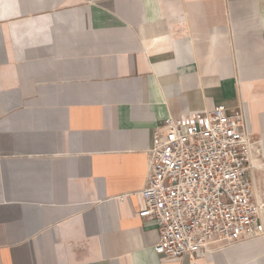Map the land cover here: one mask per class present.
Returning a JSON list of instances; mask_svg holds the SVG:
<instances>
[{"label":"crops","instance_id":"1","mask_svg":"<svg viewBox=\"0 0 264 264\" xmlns=\"http://www.w3.org/2000/svg\"><path fill=\"white\" fill-rule=\"evenodd\" d=\"M240 102L264 152V0H0V264H264L139 215L153 131Z\"/></svg>","mask_w":264,"mask_h":264},{"label":"built area","instance_id":"2","mask_svg":"<svg viewBox=\"0 0 264 264\" xmlns=\"http://www.w3.org/2000/svg\"><path fill=\"white\" fill-rule=\"evenodd\" d=\"M147 176L139 192L159 233L162 260L190 263L214 247L264 233L261 143L248 130L243 102L168 118L152 134Z\"/></svg>","mask_w":264,"mask_h":264},{"label":"rangeland","instance_id":"3","mask_svg":"<svg viewBox=\"0 0 264 264\" xmlns=\"http://www.w3.org/2000/svg\"><path fill=\"white\" fill-rule=\"evenodd\" d=\"M256 179H257V183L258 185L261 187L262 185H264V171H257L255 173Z\"/></svg>","mask_w":264,"mask_h":264}]
</instances>
